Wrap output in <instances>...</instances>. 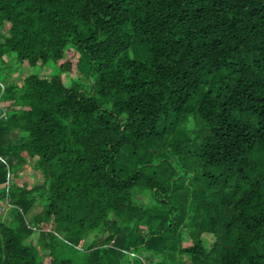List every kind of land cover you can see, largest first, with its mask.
<instances>
[{
	"label": "trees",
	"instance_id": "trees-1",
	"mask_svg": "<svg viewBox=\"0 0 264 264\" xmlns=\"http://www.w3.org/2000/svg\"><path fill=\"white\" fill-rule=\"evenodd\" d=\"M0 193V264H264V0H0Z\"/></svg>",
	"mask_w": 264,
	"mask_h": 264
},
{
	"label": "rangeland",
	"instance_id": "rangeland-1",
	"mask_svg": "<svg viewBox=\"0 0 264 264\" xmlns=\"http://www.w3.org/2000/svg\"><path fill=\"white\" fill-rule=\"evenodd\" d=\"M9 28V26H6V30ZM3 31V32H6ZM28 71L25 72V74H27ZM20 72L17 71V72H14L13 75L15 78H17L19 76ZM46 75H49L50 73L49 72H44L42 73V77ZM20 180L23 184H25L27 187L29 188H33L35 186H38V185H41L42 182H43V179H41V175L38 174L36 171H34L33 169L31 168H28V167H24L20 172ZM1 196L2 194L0 193V214L2 212H4L6 210V208L8 207L7 206V203L1 199ZM42 210V205L41 204H36L35 207H34V211L33 212H38ZM43 256H45L44 254H42Z\"/></svg>",
	"mask_w": 264,
	"mask_h": 264
}]
</instances>
